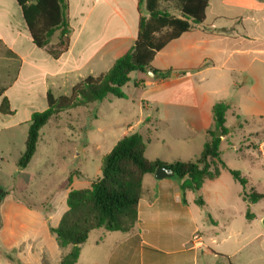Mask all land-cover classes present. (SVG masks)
Masks as SVG:
<instances>
[{"label":"crops","instance_id":"1","mask_svg":"<svg viewBox=\"0 0 264 264\" xmlns=\"http://www.w3.org/2000/svg\"><path fill=\"white\" fill-rule=\"evenodd\" d=\"M66 1L70 42L63 51L58 47L60 31L56 42L37 48L18 3L0 0V73L5 78L0 86V113L9 116L26 110L23 106L44 104L49 92L56 97L69 95L82 80L107 73L133 47L140 20L146 15L145 0ZM14 4L18 7L17 20ZM149 71L171 74L150 78L137 73L134 88L141 90L138 98L143 108H156L158 113L146 119L147 125L168 124L177 115L183 128L206 139L213 125V106L224 101L230 105L225 124L230 133L222 138L221 145L234 144L236 124L249 126L259 120L262 132L254 135L261 141L250 147L264 157V0H209L205 22L194 25L158 52ZM173 73L177 75L172 78ZM229 115L234 119L231 126L227 123ZM140 125L141 120L127 131L133 132ZM128 133L123 132L121 137ZM251 159L264 168L257 157ZM223 172L230 174L223 170L221 175ZM220 176L207 182H215ZM82 178L83 174L77 179ZM75 185L74 179L69 191ZM243 191L242 187L240 194ZM191 192H186L183 201L179 179L159 180L155 174H146L138 221L112 252L127 258L132 251L137 252L139 264H264V207L257 213L252 209L264 199L253 203L239 196L245 207L238 215L231 214L222 221L210 216L206 225L202 208L208 207V202L203 200V206L197 200L191 203ZM223 204L221 208H226L227 214L231 203ZM65 212H44L16 199L3 201L0 264H33L37 260L59 264L68 247H59L50 227H57ZM195 234L202 242L193 240Z\"/></svg>","mask_w":264,"mask_h":264},{"label":"rangeland","instance_id":"2","mask_svg":"<svg viewBox=\"0 0 264 264\" xmlns=\"http://www.w3.org/2000/svg\"><path fill=\"white\" fill-rule=\"evenodd\" d=\"M215 1L217 0H212V2ZM161 7L176 12L174 0H162ZM17 9L18 7L14 4L15 20L19 17ZM207 25L208 23L206 27L209 31L210 27ZM57 36L58 32L53 36L52 42L57 41ZM173 75L177 74L173 73L172 78ZM136 77L137 73H132L129 86L123 89L126 98L109 95L101 102L74 108L54 116L41 130L37 153L25 169H20L17 162L25 150L32 112L44 110L47 104L40 102L35 106H23L26 110L9 116L0 113V188L8 192L4 202L16 199L42 209L44 212L55 209L58 214H62L68 208L67 194L73 180L77 182L74 188L80 189L90 188L92 182L100 179L104 157L122 138L121 134L125 131L129 132L128 134H141L147 146L145 155L148 159L169 162L197 160L208 138L205 139L201 133H191L189 129L183 128L182 121L177 115L168 124L147 125L146 119L151 115L157 116L158 113L156 108L154 110L143 108L138 98L141 90L134 88ZM4 81L5 78L0 73V86ZM62 92L65 94V91ZM219 96L218 98H224ZM219 102L226 103L224 101L217 103ZM32 108L34 111L31 110ZM139 120L142 121V125L136 126L133 132L127 131ZM227 123L228 126L234 123L230 115ZM261 132L259 120L249 126L238 123L234 140H232L234 144L228 146L224 142L220 147L221 161L232 170L239 171L247 179L248 186L245 187L247 193L264 194V168L259 167L258 163L251 159L253 156L257 157L260 160L259 163L264 166V157L250 147V144L255 147V144L261 141V137L257 138V135H254H261ZM183 135H189L190 138ZM82 174L84 178L77 179ZM70 177L72 182H69ZM242 187L230 174L223 172L219 180L207 182L200 193L191 192L188 199L192 203L200 196L208 202V207L202 208L203 215L207 218L206 225H208L210 216L222 221L232 217L231 214L238 215V211L243 210L245 207L241 200L243 194H240ZM223 201L231 203L229 209L232 212L229 211L226 214V208H221V205H224ZM262 207H264V200L252 206V209L257 213ZM122 237L124 233L121 232H110L104 229L93 231L88 243L84 245L79 264H123L125 262L139 264V255L132 251L133 249L128 258L122 257L120 252H112L119 246ZM97 241L98 244L95 243ZM71 249L72 246H68L67 253ZM33 264L41 263L37 260Z\"/></svg>","mask_w":264,"mask_h":264},{"label":"trees","instance_id":"3","mask_svg":"<svg viewBox=\"0 0 264 264\" xmlns=\"http://www.w3.org/2000/svg\"><path fill=\"white\" fill-rule=\"evenodd\" d=\"M15 1L22 9L26 26L37 48L49 46L58 31V47L63 51L69 48L70 25L66 0ZM161 1L145 0L146 15L140 20L133 47L118 58L107 73L82 80L72 88L69 95L56 97L51 92L47 94L46 109L34 112L31 117L25 150L17 162L20 169L27 168L35 157L41 130L54 116L101 102L109 95L126 98L123 89L130 83L132 73L147 74L158 52L190 32L194 25L205 22L209 0H174L175 13L161 7ZM155 73L156 77L171 74L158 71ZM2 94L0 90V97ZM229 109L230 105L223 102L213 106V125L207 130L208 140L195 161H150L146 158L147 146L141 134L133 133L122 137L104 157L102 177L88 189L70 190L66 200L67 211L57 227H50L61 249L72 246L71 251L62 256L59 264H77L81 246L88 241L94 230L130 233L138 221L143 178L146 174H154L160 167H169L175 171L174 177L181 182L183 201L187 191L199 192L207 181L217 179L223 170L228 171L243 186L245 200L255 203L264 199V194L247 193V179L221 161V141L230 133L225 125ZM218 131L220 137L217 136ZM69 182H72V177ZM7 196L8 192L0 188V206ZM197 204H205L202 197L199 196ZM1 227L0 214V230Z\"/></svg>","mask_w":264,"mask_h":264},{"label":"water","instance_id":"4","mask_svg":"<svg viewBox=\"0 0 264 264\" xmlns=\"http://www.w3.org/2000/svg\"><path fill=\"white\" fill-rule=\"evenodd\" d=\"M155 76V73L153 72H148V77L150 78H153ZM175 75H173L174 77ZM217 136L220 137L221 134L220 132L218 131L217 132ZM155 178L156 179H165V178H172L175 176V171L169 167H160V168H157L156 171H155Z\"/></svg>","mask_w":264,"mask_h":264},{"label":"built area","instance_id":"5","mask_svg":"<svg viewBox=\"0 0 264 264\" xmlns=\"http://www.w3.org/2000/svg\"><path fill=\"white\" fill-rule=\"evenodd\" d=\"M193 240L196 241V242H198V243L202 242V241H201V238H200V236H199L198 234H195V235L193 236Z\"/></svg>","mask_w":264,"mask_h":264}]
</instances>
